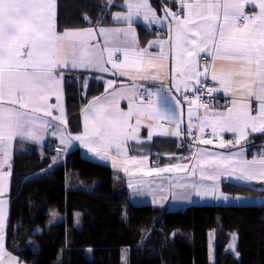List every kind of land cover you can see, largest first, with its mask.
<instances>
[{
    "label": "snow or ice",
    "instance_id": "snow-or-ice-1",
    "mask_svg": "<svg viewBox=\"0 0 264 264\" xmlns=\"http://www.w3.org/2000/svg\"><path fill=\"white\" fill-rule=\"evenodd\" d=\"M125 3L128 12L116 14L114 19L126 21L128 28L100 29V34L105 37L101 47L91 43L94 31L91 28L56 31V0H0V194L4 192V179L8 175L2 168L9 161V147L16 138L39 142L51 129V135L59 136L62 145L75 139L101 159H109L113 148L123 154L122 146L130 139H137L141 118L145 116L174 123L176 129L172 134L179 135L180 121L168 103L167 95H160L161 90L149 92L147 103L141 98L138 106L130 104L127 112L115 104H105L99 99L93 101L85 110L84 132L75 137L52 123L53 120L62 125L67 123L60 105L66 69L100 68L107 71L102 65L110 63L114 69L121 70L122 75L131 74L133 80L160 78L165 67L161 63L166 59L162 49L165 42H159L161 52L158 56H152L144 49L135 50L136 40L131 27L136 16L142 15L144 20L156 23L160 20L148 0H125ZM181 5L186 11L183 19L165 10V18L171 15L175 22V34L170 36V43L175 51L174 79L176 76L181 78L174 83L177 91L180 84L187 87L188 81L195 78L199 83V77L207 75L209 66L206 65L203 72L199 71L196 57L200 53H209L213 61L212 79L218 80L234 97L232 107L226 113L214 114L213 133H234L237 144L246 139L248 130L264 134V0H193L191 3L181 0ZM246 5L258 7L259 11L249 15L244 11ZM117 51L124 54V60L119 64L112 58L113 52ZM217 60L228 61L232 67L217 71ZM136 95L133 85V98ZM154 95L163 101V105L152 99ZM53 96L56 105L49 103ZM253 100L257 104L255 109ZM176 104L178 107L179 101ZM54 108L60 111L59 116H53ZM191 114L190 108L189 116ZM133 116L136 117L135 127L130 123ZM204 120H209L207 115ZM151 135L150 132L149 138ZM197 163L201 165L202 177H205V165L214 169L206 176L208 180L215 181L224 174L221 171L224 169L230 170L228 174L235 175L240 181L264 182V152L252 160L233 161L231 156H213ZM113 164L115 166V160ZM175 168L180 170L181 166ZM170 170L152 169L147 174ZM124 171L128 172V169ZM202 192L213 195L216 185L204 187ZM5 203L0 199V264H4V256H7V264H19L3 249Z\"/></svg>",
    "mask_w": 264,
    "mask_h": 264
},
{
    "label": "trees",
    "instance_id": "trees-1",
    "mask_svg": "<svg viewBox=\"0 0 264 264\" xmlns=\"http://www.w3.org/2000/svg\"><path fill=\"white\" fill-rule=\"evenodd\" d=\"M124 1L58 0L59 30L111 24ZM150 1L160 11L168 3ZM139 33L142 45L158 35L142 26ZM93 88L87 99L101 93L102 86L96 93ZM258 139L264 142V136ZM52 153L48 148L40 153L32 145L14 156L7 252L21 263L264 264V206H138L128 190L115 188L117 173L110 166L87 158L81 149L54 164ZM223 187L231 194L264 195L233 183ZM53 210L62 219L49 225ZM234 237L232 252L228 248Z\"/></svg>",
    "mask_w": 264,
    "mask_h": 264
},
{
    "label": "crops",
    "instance_id": "crops-1",
    "mask_svg": "<svg viewBox=\"0 0 264 264\" xmlns=\"http://www.w3.org/2000/svg\"><path fill=\"white\" fill-rule=\"evenodd\" d=\"M168 3L165 4L161 11L158 10L150 0H148L149 5L155 11L156 17L160 20V23L154 21H146L143 16L133 17L132 29L134 30V36L136 43L133 45L135 50L144 49L147 53L152 56H158L161 52V44L159 42H165L162 45L163 52L166 59L161 61L164 64V70L160 73L159 79H131L130 75H122L121 70L114 69L110 63H105L102 65L107 71H101L100 68H89V69H66L63 72V84L62 92L60 97V105L63 108L64 117L67 121L66 125H62L59 121L53 120L52 123L55 127H59L65 130L66 134L77 135L83 134L84 132V112L89 107V105L99 99L105 104H115L120 110L127 112L129 110V105L132 104L134 107L138 106L141 102V92L146 90L148 93L154 92L155 88H163V92L168 93V103L175 110L176 116L179 119V135H173V131L176 129V125L166 120H153L149 119L147 116L141 118V124L139 125V130L137 133V139H130L122 146L123 154H118L113 148L110 151L109 159H101L94 153L86 149L80 141L73 139L70 144L62 145L60 143L59 136L51 135V129L49 133L45 135L44 139L37 142L32 140H22L20 138L14 139L9 147V161L6 163L2 171L8 173L4 179V192L0 194V199H3L5 203V228L3 231V249L5 253L7 252V232L10 225L11 216V191H12V181H13V163L14 156L16 152L26 151L30 149V146L34 145L38 148L40 153H43L46 148H48L52 153V159L54 164L63 162L66 160L67 156L76 149H81L83 154L92 160L100 162L102 164L110 166L117 174L115 177V188L117 190H128L130 200L134 205H150L155 207H166L168 209L170 204L178 201V196L191 189L195 190V193L204 195L202 190L204 187L211 188L213 184L216 185L215 195L220 196L224 199V204L227 206L241 205L240 202L244 201V197H260L264 198V195H239L230 196L234 194H228L224 191V184H237L242 186H247L250 188H255L261 192H264V182L260 181H240L235 175H229L228 171L221 169L224 172L215 181L208 180L206 176L214 171V169L209 168L207 165L205 177L201 176V165L197 163L198 160H203L205 158H212L215 156L219 158L232 157L233 161L240 159L252 160L254 156L259 158V154L264 152V142H259L258 139L264 134L260 132H251L248 130L246 139L241 140L239 144L235 143L237 139L236 134L231 132H217L213 133L211 127V121L214 119V114L216 113H226L229 108L232 107L233 94L232 92L225 91L220 85L219 81H214L212 79V68L213 63L212 56L209 53H200L196 57V64L199 71L203 72L206 65L209 66L207 75H201L199 77V83L196 79L188 81L187 87L184 84H180V90L177 91L174 83H178L181 79L176 76L174 79L173 67L175 64V51L171 48L170 36L174 37L175 34V22L171 15L166 17V9L170 10L172 13L180 16L181 19L184 18L186 11L182 9L181 0H167ZM185 2L191 3L193 0H185ZM122 9L117 10L112 16V23L107 25L92 26L85 28H74V29H93V38L91 43L99 44L103 47L105 42V37L100 34V29H118V28H128V23L126 21H118L114 19L116 14H126L128 8L125 1L121 3ZM244 11L251 15L258 12V7L252 5H246ZM139 26L145 27L150 30L158 31L156 37H152L147 41L145 45L140 42ZM56 31L62 33L58 27V0H56ZM132 39V37H129ZM156 41L157 43H151ZM105 60H107V52L104 53ZM113 60L119 64L124 60V54L122 51L113 52ZM131 58V57H130ZM216 70L219 71L222 67L229 68L232 64L228 61H215ZM136 82L140 84L145 83L144 86L135 85V90L137 95L133 98L132 89L133 83ZM205 81H211L214 84L213 92L218 97V104L214 110L206 111L202 115L199 114L197 104L190 103L194 101L189 96L185 94H190L194 88ZM111 82V83H109ZM95 86V88H93ZM102 86L101 93L87 99L88 90L93 88V92L96 93ZM170 89L176 93L169 94ZM218 89V90H217ZM180 93V94H179ZM164 96L163 94H160ZM187 97V99H185ZM152 99L163 105L162 100H158L157 96H153ZM144 101V100H143ZM179 101V106L177 107L176 102ZM49 103L52 105L57 104L56 98L53 96L49 99ZM147 103V101H144ZM252 107L255 109L257 107L256 102L252 101ZM191 108L192 114L189 116V109ZM53 116H59L60 111L56 108L52 110ZM255 114V111H253ZM209 118L206 122L204 120L205 116ZM201 116V130L199 131V137L201 139V147L197 154L193 157L187 159L184 156H180L185 151L189 149L191 137H192V124L195 119ZM76 117V118H75ZM47 119L51 120V117ZM133 127L136 126V117L133 116L130 120ZM191 124V127L189 125ZM151 125V127H149ZM203 126V127H202ZM151 132V138H149V133ZM208 133L212 134V138L208 137ZM211 141V143H204L203 141ZM223 142L224 146L221 147ZM32 144V145H31ZM241 154V155H233ZM115 160V166L113 164ZM180 165L181 169L177 170L175 166ZM127 168L128 172L124 169ZM152 169H171L170 171L162 172H152L151 175L147 173ZM131 173V175H129ZM131 185V186H130ZM195 185V187H194ZM198 187V188H197ZM213 195L206 196L202 200H209ZM175 198L173 199V197ZM239 197L240 199H237ZM257 199V198H253ZM253 201V200H252ZM203 202V201H202ZM184 204V203H183ZM211 205L206 203L197 202V197H194L191 202L186 203L187 207L193 205ZM249 204V205H247ZM221 205V204H212ZM245 206H254L250 203H246ZM258 206V205H256ZM264 206V205H262ZM182 209H170V210H182ZM78 219V218H77ZM216 235L214 234V242ZM211 242V241H210ZM12 257H15L11 255ZM18 261L19 259L15 257ZM4 264H7V256L2 257ZM19 264H23L19 261Z\"/></svg>",
    "mask_w": 264,
    "mask_h": 264
},
{
    "label": "rangeland",
    "instance_id": "rangeland-1",
    "mask_svg": "<svg viewBox=\"0 0 264 264\" xmlns=\"http://www.w3.org/2000/svg\"><path fill=\"white\" fill-rule=\"evenodd\" d=\"M132 83H133V85H137L139 87L145 85V83H143V82L138 84V83L133 81ZM157 90H161L160 94H163V95H167L168 94V93L163 92V88H155L154 92H157ZM170 90H171V92L169 94L176 95V93L173 91V89H170ZM188 95H189L188 93L185 94V96H188ZM85 115H86V112H84V117H85ZM77 135H81V134H77ZM71 136L75 137L76 135H71ZM200 147H201V139H200ZM200 147H199V149H200ZM228 194H231V193H228ZM206 196H210V195H206ZM230 196H239V195L234 194V195H230ZM194 197H197V202H199V203H206V204H211V205L212 204H221V205H223L225 203L223 198H221L222 200H220V196L216 197L215 195H213L212 198H209V200H202V198L205 197V196L201 195V194H196L195 190L191 189L190 191H187L186 193H183L180 196H178V201L175 202L176 201V199H175L174 202L172 203V205L170 204L169 208L170 209H182V208H184V206H187L186 203L191 202ZM174 198H175V196L173 197V199ZM253 198H257V199H253ZM244 201H247V202H240V203H242V206H245L246 203H250V205H254V206H256V205H258V206L264 205V198H260V197L246 196V197H244ZM247 205H249V204H247ZM80 216L81 215H80L79 212L76 213V217L78 218L77 219V225L78 226H80V220H79ZM61 219H62V215L58 211L53 210L52 211V217L49 220V225L57 223ZM214 234H215L214 231L210 232V241H211L210 251H211L212 262H214V247H215V243L212 242L213 239H214ZM236 244H237V240L234 237L232 239V242H231V244H230L228 249L230 251H232V252H235L236 251ZM36 246L37 245L34 244V247H36ZM88 256L89 257L92 256V251H90V250L88 251ZM126 257H127V251L124 250V259H126Z\"/></svg>",
    "mask_w": 264,
    "mask_h": 264
},
{
    "label": "built area",
    "instance_id": "built-area-1",
    "mask_svg": "<svg viewBox=\"0 0 264 264\" xmlns=\"http://www.w3.org/2000/svg\"><path fill=\"white\" fill-rule=\"evenodd\" d=\"M214 84L211 81H205L201 84H198L192 93H190L188 96L193 99L198 108V112L200 115H202L206 111L214 110L218 104V97L213 92ZM141 98H143L144 101H148V92L146 90H143L141 92ZM201 116H199L197 119L193 121L192 124V137L189 149L185 151L180 156H184L187 159L193 157L195 154L198 153L199 147H200V137H199V131L201 130ZM208 137L211 138L212 134L208 133Z\"/></svg>",
    "mask_w": 264,
    "mask_h": 264
}]
</instances>
